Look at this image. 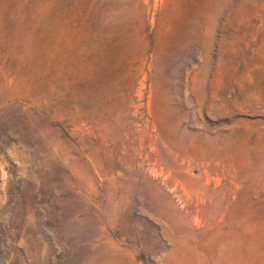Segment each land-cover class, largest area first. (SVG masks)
<instances>
[{"label":"rangeland","instance_id":"374dc122","mask_svg":"<svg viewBox=\"0 0 264 264\" xmlns=\"http://www.w3.org/2000/svg\"><path fill=\"white\" fill-rule=\"evenodd\" d=\"M0 264H264V0H0Z\"/></svg>","mask_w":264,"mask_h":264},{"label":"bare ground","instance_id":"6f19581e","mask_svg":"<svg viewBox=\"0 0 264 264\" xmlns=\"http://www.w3.org/2000/svg\"><path fill=\"white\" fill-rule=\"evenodd\" d=\"M194 219V218H193ZM196 219H197V217H196ZM196 219H195V221H196ZM198 220V219H197ZM198 222H199V220H198Z\"/></svg>","mask_w":264,"mask_h":264}]
</instances>
